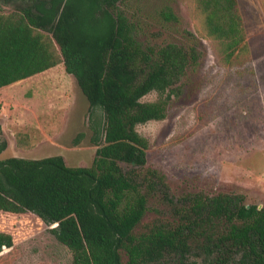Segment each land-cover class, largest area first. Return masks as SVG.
I'll list each match as a JSON object with an SVG mask.
<instances>
[{
  "label": "trees",
  "instance_id": "trees-1",
  "mask_svg": "<svg viewBox=\"0 0 264 264\" xmlns=\"http://www.w3.org/2000/svg\"><path fill=\"white\" fill-rule=\"evenodd\" d=\"M207 40L224 67L250 56L237 0H193ZM124 0H0V89L62 64L102 121L92 124L89 167L61 156L0 160V211L29 212L54 226L72 264H264V207L239 195L170 196L165 176L147 165L148 141L138 125L160 121L164 94L199 60L198 39L143 47ZM3 6H12L10 12ZM166 22L178 17L168 5ZM169 97V96H168ZM81 137V134L80 136ZM6 143L0 145V153ZM152 200L170 221L136 229ZM12 246L0 233V253ZM125 256L126 262L123 261Z\"/></svg>",
  "mask_w": 264,
  "mask_h": 264
},
{
  "label": "rangeland",
  "instance_id": "rangeland-1",
  "mask_svg": "<svg viewBox=\"0 0 264 264\" xmlns=\"http://www.w3.org/2000/svg\"><path fill=\"white\" fill-rule=\"evenodd\" d=\"M170 6L179 21L166 22L159 10ZM249 59L222 66L201 33L193 0H124L137 40L158 48L197 37L199 60L164 94L150 92L142 102L166 103L165 118L136 127L148 141L147 165L165 176L170 196L239 195L264 207V0H237ZM12 6H3L10 12ZM169 96V97H168ZM102 121L62 64L0 89V160L61 156L69 167H89L96 147L92 124ZM81 134V137H79ZM169 208L152 200L136 232L170 221ZM35 214L0 211V233L11 238L0 264H72L71 252ZM123 261L126 262L125 256ZM171 264H179L172 262Z\"/></svg>",
  "mask_w": 264,
  "mask_h": 264
}]
</instances>
